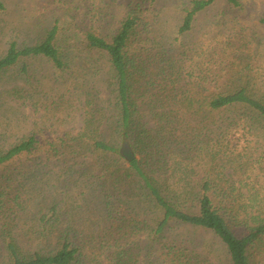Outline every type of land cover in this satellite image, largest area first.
Masks as SVG:
<instances>
[{
    "label": "rangeland",
    "instance_id": "rangeland-1",
    "mask_svg": "<svg viewBox=\"0 0 264 264\" xmlns=\"http://www.w3.org/2000/svg\"><path fill=\"white\" fill-rule=\"evenodd\" d=\"M192 1L0 0V58L11 43L35 46L56 27L65 64L29 57L0 74V155L37 140L32 154L0 166V264L12 263L10 244L26 259L65 241L78 249L73 264H230L209 231L171 222L155 233L162 212L126 155L166 195H187L186 210L197 211L208 180L214 200L238 213L239 235L264 222L259 141L230 127L228 112L208 115L196 104L241 87L264 101V0L239 8L216 0L180 34ZM128 17L137 22L128 50L131 145L120 134L113 67L86 42L89 33L111 41ZM97 140L120 152L95 149ZM250 253L264 264V240Z\"/></svg>",
    "mask_w": 264,
    "mask_h": 264
},
{
    "label": "trees",
    "instance_id": "trees-1",
    "mask_svg": "<svg viewBox=\"0 0 264 264\" xmlns=\"http://www.w3.org/2000/svg\"><path fill=\"white\" fill-rule=\"evenodd\" d=\"M216 0H193L186 10L183 24L179 29L180 34L189 32L195 17ZM234 8L240 7V0H226ZM5 6L0 2V11ZM264 26V17L260 19ZM136 19L126 18L121 24L111 41L89 33L86 42L89 48L105 53L117 78V98L120 107L119 128L123 142L129 143L136 137L137 129L134 128V110L131 97V58L129 56V43L136 27ZM44 57L51 61L56 68L62 69L65 64L57 46V28H52L35 46L20 48L16 43H11L3 57L0 58V74L8 68L16 65L21 59L29 57ZM206 114L228 112L231 117L230 127L243 126L253 139L259 141L262 156L264 157V101L249 94L247 88L212 95L196 103ZM192 103V106L196 105ZM233 116V117H232ZM37 140L31 137L16 145L5 154L0 155V166L22 155H30L36 150ZM95 149L102 152L119 153L120 151L97 140ZM130 168L140 179L147 193L155 205L161 210L162 218L156 229V234L161 235L171 222L187 225L192 228L209 231L214 234L226 247L230 264H253L251 251L264 239V222L250 226L246 224V230L242 235L236 232L240 224L238 213L233 210L222 208L221 202L214 199L219 195L213 191L212 183L208 180L202 183L198 194H195L197 211L185 209L182 202L187 195L182 193L166 195L161 185L154 182L143 168L141 161L129 160ZM194 196V195H193ZM11 254V264H73L76 260L78 249L65 241L54 253L50 255L35 254L31 258H22L13 244L8 246ZM181 253V254H180ZM180 256L183 250L179 251ZM190 264V262H188Z\"/></svg>",
    "mask_w": 264,
    "mask_h": 264
},
{
    "label": "water",
    "instance_id": "water-1",
    "mask_svg": "<svg viewBox=\"0 0 264 264\" xmlns=\"http://www.w3.org/2000/svg\"><path fill=\"white\" fill-rule=\"evenodd\" d=\"M127 157H129L130 158V160H132L133 159V157L131 156V155H126Z\"/></svg>",
    "mask_w": 264,
    "mask_h": 264
}]
</instances>
